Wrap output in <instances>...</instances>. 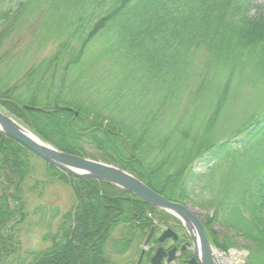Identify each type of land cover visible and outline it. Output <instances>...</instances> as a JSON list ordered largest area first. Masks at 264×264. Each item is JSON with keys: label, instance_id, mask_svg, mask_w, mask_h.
<instances>
[{"label": "trees", "instance_id": "1", "mask_svg": "<svg viewBox=\"0 0 264 264\" xmlns=\"http://www.w3.org/2000/svg\"><path fill=\"white\" fill-rule=\"evenodd\" d=\"M48 11L62 14L42 40L51 36L58 45L19 85H0V107L60 151L113 164L171 201L213 209L203 222L209 242L225 253L241 248L244 264H264V105L243 117L238 101L247 91L256 103L264 99V6L255 0H21L0 9V41ZM95 39L107 43L103 58L112 69L142 73V83L155 86L158 107L140 114L137 133L113 116L112 105H123L126 91L111 97L107 86L106 101L93 104L77 97L76 80L69 83ZM187 92L193 109L185 114L192 116L178 124L167 108ZM131 94L139 103L149 93L140 87ZM232 118V130L224 131ZM56 183L72 189V206L57 230L42 236L47 248L24 251L27 197L41 198ZM41 210L35 207L34 215ZM155 220L175 221L112 185L61 173L0 133V264H110L108 244L144 239ZM116 229L120 240L112 238ZM227 232L252 247H240Z\"/></svg>", "mask_w": 264, "mask_h": 264}, {"label": "rangeland", "instance_id": "2", "mask_svg": "<svg viewBox=\"0 0 264 264\" xmlns=\"http://www.w3.org/2000/svg\"><path fill=\"white\" fill-rule=\"evenodd\" d=\"M21 0H12L11 4L7 3L8 0H4L3 3L0 2V9L4 10L6 6L15 7V4ZM264 6V0H255ZM37 13L35 16L31 17V20H23L22 24L17 27L15 32H11L8 36L0 41V85H7L8 87H15L19 85V81L22 80L23 75L30 69V66L37 65L41 60L50 57L54 53L57 42L50 40V37L46 40H42L46 37L48 31L47 27L50 23H55L60 19V14L62 12H44L43 14ZM29 23L27 24V22ZM51 41V42H50ZM107 43L103 40L95 39L84 52V57L82 63L71 73L70 82L73 80L77 81L75 86L78 90L77 97L84 99L86 97L90 98V102L93 104H101L106 101L105 97L112 96L113 92L119 90L126 91V97L124 98L123 105H119L116 109L115 105H112L114 109L113 116L120 119L125 127L130 128L132 131L137 133L139 116L142 113L149 114V110H156L158 105L156 104V98L158 95H153L155 86L150 83L144 84L142 82H147L146 79H140L142 73L129 74L127 70L116 68L112 69L110 64L111 61L103 58ZM141 83V84H140ZM107 86L109 92L106 94ZM140 87H145L147 89V97L143 102H137L131 91H135ZM130 91H127V90ZM76 95V94H75ZM74 95V96H75ZM189 99V94L182 97V100L172 108H167L168 111L172 112L173 120L182 124L185 116H192L190 114H185L187 111H191L193 106H189L187 101ZM264 100V99H263ZM254 101L251 93L247 91L244 94V98L239 99L240 103H243L239 108H246V112H243V117H248L251 113L257 114L260 112L261 107L264 105ZM0 109L6 112L3 108ZM254 111V112H253ZM242 112V111H241ZM8 113V112H6ZM230 110L227 116H229ZM226 116V117H227ZM195 117V115L193 116ZM234 118L226 120L223 130L231 131L234 125ZM241 122V121H240ZM156 126H160L157 122ZM155 129L157 127H154ZM91 160H96L87 157ZM98 161V160H96ZM101 161V159L99 160ZM102 162V161H101ZM199 165L196 164L195 171ZM39 169V165H38ZM72 177V176H71ZM28 222L22 227L20 241L22 244V249L24 251H37L39 249H45L50 245V242H43L42 236L47 235L48 232H55L57 225L59 223L60 217L68 212L72 206V189L68 186L56 183L49 186L45 192L42 194L41 198L32 197L28 195ZM186 207L193 212L198 219L204 222L207 216L213 215V209L204 210L197 208L192 202H186ZM41 207V216L34 215L35 207ZM41 217V218H40ZM40 218V219H39ZM43 220L40 226L36 224V221ZM157 222L158 225L166 226L172 221H167L168 224L165 225L159 220H155L153 225ZM212 228L217 233H226L223 228L216 225H212ZM229 236H234V233L227 232ZM120 237V229H116L113 232L114 239ZM235 237V236H234ZM236 243L240 247H252L250 243L242 240L240 237H235ZM108 250V258L113 262L112 264L121 263V259L116 254L114 247L111 244L106 246ZM242 250L241 248H236ZM235 249V250H236ZM114 260V261H113Z\"/></svg>", "mask_w": 264, "mask_h": 264}, {"label": "water", "instance_id": "3", "mask_svg": "<svg viewBox=\"0 0 264 264\" xmlns=\"http://www.w3.org/2000/svg\"><path fill=\"white\" fill-rule=\"evenodd\" d=\"M0 133L6 135L8 138H12L41 161L64 174L80 180H94L98 184H111L120 190L122 189L131 195L133 194L139 200L149 204L153 208L155 207L164 213H168L184 224L194 241L197 240L206 248H210L206 235L204 234L203 223H201L193 212L179 202H172L159 193L153 192L132 174L130 175L110 164L107 165L99 161L95 162L88 158L73 156L66 152H60L55 148L53 149L50 145L42 143L33 133L19 124L10 113L8 114L2 110H0ZM151 233L152 231L147 235L144 245L150 240ZM171 234V230L167 228L160 238V241L170 237ZM161 252V249H159L155 256L152 257V264H157L160 261L161 257L158 256L161 255ZM224 255L227 256L226 254ZM231 256L233 257L232 259L238 256L239 260L237 264H243L242 255L233 253Z\"/></svg>", "mask_w": 264, "mask_h": 264}, {"label": "flooded vegetation", "instance_id": "4", "mask_svg": "<svg viewBox=\"0 0 264 264\" xmlns=\"http://www.w3.org/2000/svg\"><path fill=\"white\" fill-rule=\"evenodd\" d=\"M168 224L166 221L165 225ZM132 222V226H136ZM169 228L172 232L170 237L160 241ZM153 229V230H151ZM152 231V237L144 246V240H135L128 246L119 247L117 256L121 259L119 264H151L152 257L161 249L160 261L157 264H227L224 252L219 251L207 239L210 248H206L199 241H194L185 226L178 220L172 221L166 226H151L147 234ZM146 234V235H147ZM145 235V238L147 237Z\"/></svg>", "mask_w": 264, "mask_h": 264}, {"label": "bare ground", "instance_id": "5", "mask_svg": "<svg viewBox=\"0 0 264 264\" xmlns=\"http://www.w3.org/2000/svg\"><path fill=\"white\" fill-rule=\"evenodd\" d=\"M238 258H239V257H238ZM227 263H228V264H232L231 260H230V262L227 261Z\"/></svg>", "mask_w": 264, "mask_h": 264}]
</instances>
